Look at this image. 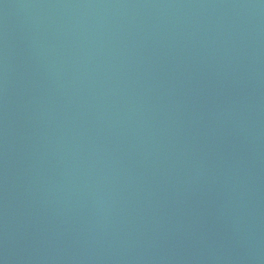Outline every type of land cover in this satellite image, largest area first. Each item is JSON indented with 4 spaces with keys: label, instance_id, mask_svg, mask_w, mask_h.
Returning <instances> with one entry per match:
<instances>
[{
    "label": "water",
    "instance_id": "1",
    "mask_svg": "<svg viewBox=\"0 0 264 264\" xmlns=\"http://www.w3.org/2000/svg\"><path fill=\"white\" fill-rule=\"evenodd\" d=\"M0 264H264V0H0Z\"/></svg>",
    "mask_w": 264,
    "mask_h": 264
}]
</instances>
